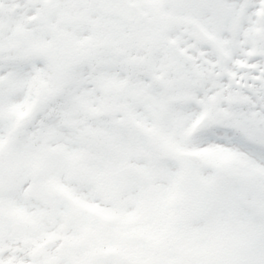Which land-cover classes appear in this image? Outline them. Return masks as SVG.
I'll list each match as a JSON object with an SVG mask.
<instances>
[{
	"label": "snow or ice",
	"instance_id": "snow-or-ice-1",
	"mask_svg": "<svg viewBox=\"0 0 264 264\" xmlns=\"http://www.w3.org/2000/svg\"><path fill=\"white\" fill-rule=\"evenodd\" d=\"M0 264H264V0H0Z\"/></svg>",
	"mask_w": 264,
	"mask_h": 264
}]
</instances>
